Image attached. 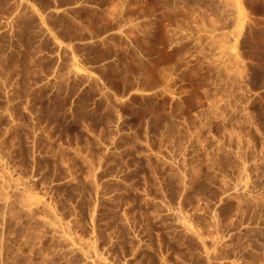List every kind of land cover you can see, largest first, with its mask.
<instances>
[{
  "label": "rangeland",
  "instance_id": "1",
  "mask_svg": "<svg viewBox=\"0 0 264 264\" xmlns=\"http://www.w3.org/2000/svg\"><path fill=\"white\" fill-rule=\"evenodd\" d=\"M0 264H264V21L0 0Z\"/></svg>",
  "mask_w": 264,
  "mask_h": 264
},
{
  "label": "crops",
  "instance_id": "2",
  "mask_svg": "<svg viewBox=\"0 0 264 264\" xmlns=\"http://www.w3.org/2000/svg\"><path fill=\"white\" fill-rule=\"evenodd\" d=\"M252 2V5L258 4L259 10L255 13L248 2ZM237 6L241 11V14L244 16L245 14L249 15L250 13H254L257 15L258 19L264 21V0H236Z\"/></svg>",
  "mask_w": 264,
  "mask_h": 264
}]
</instances>
